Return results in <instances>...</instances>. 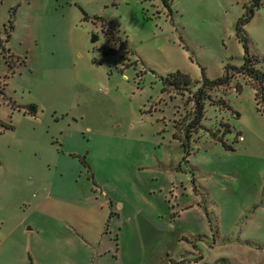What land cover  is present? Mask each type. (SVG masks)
Masks as SVG:
<instances>
[{
    "label": "rangeland",
    "instance_id": "rangeland-1",
    "mask_svg": "<svg viewBox=\"0 0 264 264\" xmlns=\"http://www.w3.org/2000/svg\"><path fill=\"white\" fill-rule=\"evenodd\" d=\"M251 1L0 0V264H264V112L246 76L211 91L229 107L205 101L188 154L175 123L191 102L161 78L194 89L201 67L241 64ZM257 2L243 31L264 56ZM82 9L125 49L101 59L117 43ZM226 122L232 149L210 134Z\"/></svg>",
    "mask_w": 264,
    "mask_h": 264
},
{
    "label": "trees",
    "instance_id": "trees-1",
    "mask_svg": "<svg viewBox=\"0 0 264 264\" xmlns=\"http://www.w3.org/2000/svg\"><path fill=\"white\" fill-rule=\"evenodd\" d=\"M167 2V0H163ZM258 0H252L251 6H247L245 12H243L236 20L235 23V32L238 38L242 41L244 52H243V61L239 65H230L226 64L224 71L221 75L216 77H208L205 74L204 67H201L202 79L201 83L194 89L191 88V80L188 75L180 70H176L170 72L165 76H161L163 90L174 91L178 94L183 95L185 91L187 92L185 102H191L189 109L185 112V114L176 121L175 123V136L181 140V144L184 148L185 154L189 153V140L193 131L201 127V119L204 114V105L205 101L209 100L211 103H215L217 105L229 107L228 103L224 98L212 99L211 91L217 90L219 87L226 86L229 84L231 78L235 74H242L246 76V83L250 85L254 92V99L257 106V110L264 112V67L259 65L261 61H264V56H258L257 54H253L249 51L248 48V37L246 33L243 31V26L247 23L253 15V6L258 5ZM84 14V18L92 17L94 22H98L100 25V30L104 32L105 29H110L114 36V42L117 45L105 44L102 43L97 46V51H99V55L101 59L108 57L110 55H115L121 50H124L127 45V39L123 36L120 29L116 26H113L110 20L107 18L93 14L89 16L87 12L82 9ZM100 32V31H99ZM99 32H91L90 41L95 43L99 39ZM95 46V44H94ZM11 55V54H10ZM240 84H235V89L239 90ZM262 103V104H261ZM262 105V108L259 105ZM24 112L35 114L36 113V104L29 103L28 105H24ZM23 107V106H22ZM226 130H223L221 134H217L216 131H210V134L213 138L218 140L221 145L226 149H232L233 144L228 143L225 139H223L222 134L226 131H229V124L225 123ZM236 140V139H234ZM185 157V155H184ZM84 164L87 163L83 160Z\"/></svg>",
    "mask_w": 264,
    "mask_h": 264
}]
</instances>
